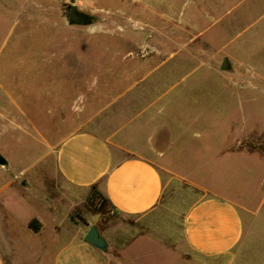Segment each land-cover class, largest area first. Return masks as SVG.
I'll return each mask as SVG.
<instances>
[{"label": "rangeland", "instance_id": "obj_1", "mask_svg": "<svg viewBox=\"0 0 264 264\" xmlns=\"http://www.w3.org/2000/svg\"><path fill=\"white\" fill-rule=\"evenodd\" d=\"M71 7L90 17V23L70 24ZM154 51L172 55L166 67L181 63L189 71L171 92L172 100L178 95L180 101L171 106L168 119L173 131L202 132L204 137L186 140L178 154L185 158L182 168L210 162L218 175L225 174L232 197H244L264 212V202L259 207L264 161L254 158H264V0H0V154L9 175H23L42 195L38 199H50L60 227L57 233L50 225L37 236L20 233L22 264L50 262L71 232L92 226L114 256L140 235L171 251L166 263H207L183 248L181 222L177 235H162L157 225L175 226L167 214L148 228L138 217L102 210L97 191L85 193L65 183L55 170L54 154H47V142L82 125L124 91L123 82L142 76L132 74L133 69L158 64L160 59L150 54ZM56 102L59 122L57 114H50ZM19 110L42 137L31 126L25 135L19 132L27 123ZM200 112L215 121L213 128L206 121L189 124ZM236 139H250L245 146L252 155L239 166L230 160L229 167L220 168L214 153L210 160L203 155L236 145ZM203 197L193 179L173 178L163 209L183 211ZM32 205L27 214L50 221L38 200ZM138 249L133 246L129 255Z\"/></svg>", "mask_w": 264, "mask_h": 264}, {"label": "crops", "instance_id": "obj_2", "mask_svg": "<svg viewBox=\"0 0 264 264\" xmlns=\"http://www.w3.org/2000/svg\"><path fill=\"white\" fill-rule=\"evenodd\" d=\"M162 52H150L153 58L160 59L158 64H150V70L133 69L132 74L142 76L136 81L123 82L126 86L124 91L96 115L54 143L47 142V154H54L55 170L65 183L85 193L93 190L100 192L118 215L138 217L143 225L150 228L167 214L175 226L157 225L156 229L161 230L162 235L166 232L177 235L176 224L181 222L183 248L206 261V264H264V212L250 207L244 197H232L226 191L229 181L225 174L218 175L210 162L202 160L195 168L181 166L185 158L178 154L183 152L186 140L199 141L204 134L198 132L189 135L188 131L172 130L168 117L171 106L178 105L180 98L176 95L172 100L171 92L189 71L182 69L181 63L166 67L172 55L161 57ZM165 67L166 70L161 73ZM197 67H202V63ZM13 104L19 108L15 102ZM50 112L57 114L59 122L57 102ZM25 120L28 125L19 126V132L25 135L28 126H31L43 136L30 118L26 117ZM205 121L211 128L215 125L214 120H205L201 112L199 117L190 119L189 124ZM249 140L236 139V145H224L217 151L206 150L203 155L206 154V159L210 160V153H214V161L220 162V168L229 167L230 160L239 166L252 157L245 146ZM203 155H200V159H203ZM254 158L264 161L260 156ZM8 166V163L0 166V264H22L20 233L30 231L37 236L49 225L56 233L60 227L54 218L50 199H38L41 194L33 190L23 175H9ZM213 172L217 176L211 177V182L206 181V176ZM173 178L193 179L195 186L204 192V197L183 211L163 209L164 194ZM28 189L31 192L29 195ZM37 200L50 216L49 222L39 213L27 214L28 208H33L32 203ZM262 202L264 200H260L259 207ZM54 207L58 208V205ZM33 220L40 223L37 232L28 226ZM88 230L71 232L70 240L55 257L48 263H40H180H166L164 259L169 260L166 257L172 256L171 251L161 241L150 243L138 239L140 235L119 248V254L114 256L111 248L107 250L106 247L102 251L86 242L84 237ZM133 246L139 247L138 252L129 255ZM185 259H182L183 262ZM32 264L38 263L35 261Z\"/></svg>", "mask_w": 264, "mask_h": 264}, {"label": "water", "instance_id": "obj_3", "mask_svg": "<svg viewBox=\"0 0 264 264\" xmlns=\"http://www.w3.org/2000/svg\"><path fill=\"white\" fill-rule=\"evenodd\" d=\"M68 21L70 24H89L91 19L87 15L80 13L75 7H71L68 15ZM226 63L223 64V67H226ZM6 165L5 159L0 154V166ZM85 241L94 246L97 249L102 251L106 250L107 242L100 235L98 229L95 226L90 227L87 231Z\"/></svg>", "mask_w": 264, "mask_h": 264}, {"label": "trees", "instance_id": "obj_4", "mask_svg": "<svg viewBox=\"0 0 264 264\" xmlns=\"http://www.w3.org/2000/svg\"><path fill=\"white\" fill-rule=\"evenodd\" d=\"M97 196L100 202V208L102 210H106L107 212L109 209H111V207L109 206L108 200L103 194H101L100 192H97ZM28 226L34 232H37L40 229V223H38L36 220L31 221Z\"/></svg>", "mask_w": 264, "mask_h": 264}]
</instances>
